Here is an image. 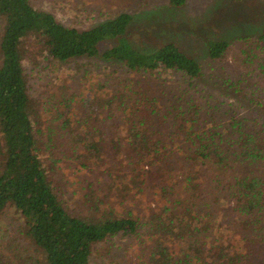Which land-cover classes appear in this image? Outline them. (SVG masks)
<instances>
[{
    "label": "trees",
    "instance_id": "trees-1",
    "mask_svg": "<svg viewBox=\"0 0 264 264\" xmlns=\"http://www.w3.org/2000/svg\"><path fill=\"white\" fill-rule=\"evenodd\" d=\"M183 2L167 0L170 6ZM130 19L122 11L76 27L29 0H0V211L8 204L18 210L24 234L41 249L43 264H91L95 242L114 234L136 235L141 224L150 241L144 264H243L249 259L239 245L204 246L202 238L211 228L210 212L224 195L245 238L264 242L263 131L232 115L224 124L216 104L195 94L198 61L173 42L151 52L134 48L128 41ZM104 38L113 43L99 51L97 43ZM255 39L264 48V31ZM228 45L223 39L208 41V57H221ZM27 46L48 62L99 55L128 71L181 72L182 83L161 88L157 96L138 79L117 82L112 91L95 97L99 113L79 123L84 135L72 152L82 166L111 160L113 168L102 169L114 193L133 191L134 196L148 190L156 196V205L142 218L103 205L100 198L78 209L65 202L41 156L43 129L23 66L30 56ZM113 116L119 123L109 135ZM0 264L6 263L0 259Z\"/></svg>",
    "mask_w": 264,
    "mask_h": 264
},
{
    "label": "rangeland",
    "instance_id": "rangeland-1",
    "mask_svg": "<svg viewBox=\"0 0 264 264\" xmlns=\"http://www.w3.org/2000/svg\"><path fill=\"white\" fill-rule=\"evenodd\" d=\"M29 1L52 12L62 23L76 27L128 12V41L134 48L151 52L163 43H175L200 64L201 75L194 81L198 98L203 94L208 102L216 104V113L224 124L232 115L246 119L249 126L261 128L264 134V48L255 39L264 31V0H184L180 6H170L167 0ZM217 39L229 45L221 57L210 59L207 43ZM112 43L110 38H104L97 43V49ZM27 47L30 56L24 59L23 66L43 129L41 156L52 169L50 175L65 202L78 209L100 198L103 205H111L118 212L130 210L142 218L145 210L156 205V196L148 190L134 196L133 191L124 196L114 193L102 169L112 167L111 160H90L82 166V160L72 152L79 149L74 145L78 136L84 135L79 123L85 115L99 113L94 108L95 97L112 91L117 82L127 84L138 79L157 96L161 88L182 83L181 72L171 68L150 73L128 71L119 62L99 55L48 62L38 59L31 51L33 46ZM110 121L106 128L109 135L119 119L113 116ZM105 122H100L102 127ZM119 129L122 131L123 125ZM119 169L121 173L126 171L123 162ZM217 203L210 212L211 228L202 238L204 246L213 243L229 248V243L232 247L235 243L248 255L249 260L243 264H264V242L255 238L250 243L245 238L230 208L231 200L222 195ZM22 226L18 210L5 205L0 211V259L6 264H43L41 249L24 234ZM137 229L136 235L114 234L95 242L89 256L91 264H144L150 241L143 224Z\"/></svg>",
    "mask_w": 264,
    "mask_h": 264
}]
</instances>
